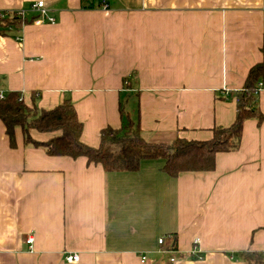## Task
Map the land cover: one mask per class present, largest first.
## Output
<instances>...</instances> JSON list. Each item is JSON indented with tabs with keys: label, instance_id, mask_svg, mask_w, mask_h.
Wrapping results in <instances>:
<instances>
[{
	"label": "crops",
	"instance_id": "0c3cea01",
	"mask_svg": "<svg viewBox=\"0 0 264 264\" xmlns=\"http://www.w3.org/2000/svg\"><path fill=\"white\" fill-rule=\"evenodd\" d=\"M36 1L0 0L27 20L0 34V92L41 109L71 99L91 147L122 125L121 106L148 141L212 138L234 122L236 94L263 58L264 0H44L55 23L43 24ZM15 136L13 148L0 118V264H245L239 251L264 252V119L245 121L214 170L177 177L163 159L106 172L26 146L20 126ZM161 237L175 238V262Z\"/></svg>",
	"mask_w": 264,
	"mask_h": 264
},
{
	"label": "trees",
	"instance_id": "16d2710c",
	"mask_svg": "<svg viewBox=\"0 0 264 264\" xmlns=\"http://www.w3.org/2000/svg\"><path fill=\"white\" fill-rule=\"evenodd\" d=\"M93 7V4H84ZM26 19L15 14L0 16V34L8 35L12 26L20 27ZM263 58L250 67L241 90L237 92L236 118L227 127L217 126L213 136L207 140H189L178 137L170 143L152 142L145 139L139 123L134 122L129 113L121 106L122 125L119 128L107 126L101 130L98 147H91L81 140L83 123L79 120L71 99L50 109L26 104L23 94L9 91L0 96V118L9 136L10 146H17L15 128L20 126L24 133L26 146L44 148L51 156H69L77 159L85 157L89 164H100L106 172L136 171L141 162L148 159H163V171L171 177L182 172L211 171L215 169L216 155L239 147L243 135L244 123L255 118L261 124L264 114L258 106V83L264 80V42L261 48ZM127 79H125L126 81ZM38 94L33 93V99ZM30 129L40 132L60 134L46 141L34 139ZM177 249L175 238L165 243L164 249ZM245 264H264V252L242 250L237 253Z\"/></svg>",
	"mask_w": 264,
	"mask_h": 264
},
{
	"label": "built area",
	"instance_id": "2783aa9c",
	"mask_svg": "<svg viewBox=\"0 0 264 264\" xmlns=\"http://www.w3.org/2000/svg\"><path fill=\"white\" fill-rule=\"evenodd\" d=\"M31 10H33L36 13V16L33 18V22L34 23H36V24H43L45 22L55 23V18L49 14V9L46 6L44 0H38V1L34 2L32 4V6H31ZM9 14H15L18 17L26 19V10H24V9H19V10H0V16H5V15H9ZM262 85H263V83H262V81H260L258 83V89H257L256 93H259L261 91ZM3 95L4 94L2 92H0V96L3 97ZM32 241H33V237H31V236L28 237L27 242L28 243H32ZM158 242L161 245L165 244V242H166L165 241V237L159 238ZM173 246H174V243H172L170 249H163V251H162V252L170 253L169 260L171 262H175L178 259V256H177V253H176L177 249H174ZM198 253H199V250L195 247L193 249V254L197 255ZM66 260L69 263L77 262L79 260V255L78 254H68L66 256ZM146 260H147V256L143 255L141 257V261L145 262Z\"/></svg>",
	"mask_w": 264,
	"mask_h": 264
},
{
	"label": "rangeland",
	"instance_id": "374dc122",
	"mask_svg": "<svg viewBox=\"0 0 264 264\" xmlns=\"http://www.w3.org/2000/svg\"><path fill=\"white\" fill-rule=\"evenodd\" d=\"M125 105V107H126V110H127V108H128V105H126V104H124ZM129 110V109H128Z\"/></svg>",
	"mask_w": 264,
	"mask_h": 264
}]
</instances>
